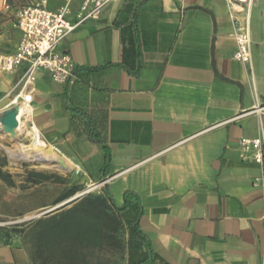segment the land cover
I'll list each match as a JSON object with an SVG mask.
<instances>
[{"label":"crops","instance_id":"crops-1","mask_svg":"<svg viewBox=\"0 0 264 264\" xmlns=\"http://www.w3.org/2000/svg\"><path fill=\"white\" fill-rule=\"evenodd\" d=\"M38 1L0 0V54L16 49L19 9ZM61 3L47 0L46 8ZM81 3L71 0L70 23ZM245 10L226 0H111L57 44L75 80L60 84L36 68L16 136L30 137L34 127L36 139L72 166L70 182L100 191L60 206V176L39 171L49 177L32 183L0 164L8 174L0 178V219L43 210L38 224L97 212L101 243L68 240L64 247L80 257L58 255L45 234L54 222L35 224V238L0 233V264L144 263L138 209L150 264H264V174L251 151L240 156L241 139L264 135V0H251L248 10L250 63L232 58L233 25ZM24 69L0 70V115L12 107ZM36 187L42 196L31 195ZM104 191L118 206L128 193L130 206L77 207ZM108 215L117 217L115 231Z\"/></svg>","mask_w":264,"mask_h":264},{"label":"built area","instance_id":"built-area-1","mask_svg":"<svg viewBox=\"0 0 264 264\" xmlns=\"http://www.w3.org/2000/svg\"><path fill=\"white\" fill-rule=\"evenodd\" d=\"M111 0H82L80 12L74 23H70L66 16L70 12L71 0H62L56 10L46 8L47 0H39L37 3L21 7L17 13L15 26L20 31V38L16 49L10 54H0V70L11 71L15 67L25 64V69L17 82L21 103L30 102L34 92V71L41 68L48 72L50 78L57 83H73L75 76L71 68V57L67 53L55 52L57 44L68 35L77 25L87 19L98 17L101 8ZM231 6L234 2L246 5L245 14L241 20H235L233 25V37L236 48L232 58L243 62H251V38L249 32L248 10L251 0H226ZM16 95L10 101L18 104ZM241 158L251 151L253 160L261 167L264 174V135L240 140ZM260 180L259 178L255 179ZM85 193V192H83ZM82 194V193H81Z\"/></svg>","mask_w":264,"mask_h":264},{"label":"rangeland","instance_id":"rangeland-1","mask_svg":"<svg viewBox=\"0 0 264 264\" xmlns=\"http://www.w3.org/2000/svg\"><path fill=\"white\" fill-rule=\"evenodd\" d=\"M0 134H1L0 135V161H1L0 164H2L3 166L4 165L7 166V169H10L14 172L20 171V173H21V171L26 173L28 170L47 171V172L55 173L56 175L60 176V178H61L60 190L62 193H64L67 189H69L73 186L79 187L78 191H76L71 196L63 199L62 201H60V203H63L65 201H67L68 199H70L74 196H77V195H79L78 197H80L81 195H84V193H82V192L86 193V191H88L89 189L92 190L94 188L93 185H87L85 183H79V182H75V181L70 182V180H69V178L71 176L70 170L57 169V168L52 167L54 165H57L56 162L52 163V164H45V163L36 162V161H30V162L21 161L20 159H18V156L21 154L17 150L18 144H21L27 148L28 147L34 148V150H35V147H33L35 140H36V136L34 133H32V135H30V137L32 139H30L29 136H16L15 138H12L9 136V134L4 133L1 129H0ZM4 134H6L7 136ZM7 150H9V152ZM55 153L57 155H59L56 151H55ZM44 165H46V166H44ZM71 168H72V166H71ZM40 189H41L40 187L34 188L31 195L34 197L42 196L44 192H41ZM93 190H94V192L100 191L97 188L96 189L94 188ZM45 196H47V195H45ZM78 197L74 198L73 200L77 199ZM73 200H71L65 204H68V203L72 202ZM65 204L60 205V206H64ZM42 211L43 210L32 211L30 214L24 215V216L21 215V216H17V217L1 218L0 219V233L3 232L6 234L11 233V234L22 235V232H25L24 233L25 237H29V238L34 237L35 232H33V231L36 229L34 226L35 225L34 222L36 221V218L39 215V213ZM72 212L58 214L52 220H50V221L49 220H44V221L42 220L41 222H39L36 225H38L37 226L38 229L42 228L48 224H52L51 226L55 225L52 228V230L54 229L53 231H55V232L50 231L49 234H48V232L45 234H46L47 238H49V236H50V239L54 238L51 240V242H52V247H54L53 251L56 252V254H58V255H60V254L61 255L71 254L75 257H80V254L76 253V251H74L75 250L74 248L70 249L67 246L64 247V243L68 240H72L73 242L69 241V242H71L70 244L75 245V242L77 241L76 240V238H77V234H76L77 232L76 231H79V229H80V225L78 222V217H80V216L69 215V214H72ZM28 217H33V218H31L33 220L27 222V220L25 218H28ZM56 219L58 222H56ZM53 222H54V225H53ZM68 232H71V233H68ZM55 237H56L57 242L55 241ZM110 250H112V249H110ZM113 251H114V249H113Z\"/></svg>","mask_w":264,"mask_h":264},{"label":"trees","instance_id":"trees-1","mask_svg":"<svg viewBox=\"0 0 264 264\" xmlns=\"http://www.w3.org/2000/svg\"><path fill=\"white\" fill-rule=\"evenodd\" d=\"M27 176L30 177L32 183H38L42 179H47L49 177L48 174H45L43 172L35 171V170H28ZM8 176L7 173H3L0 169V178L5 179ZM79 190V187L73 186L69 189H67L62 195L60 200H63L64 198H67L74 194L76 191ZM104 194L106 197L102 198L101 196H95L93 198L91 197H84L82 198V204H80L77 207H86V208H100L102 206L104 207H110L114 208L117 211L125 210L130 206V200L128 198V193H124V202L122 205L118 206L115 200L107 193V191H104ZM81 202V201H79ZM103 204V205H102ZM75 207V206H74ZM139 209L137 210V215L134 219V232L136 236L144 243L147 249V258L144 261V263L140 264H150L152 263L154 257V253L152 252V249L150 247L149 242L147 239L139 232V229L137 227V218L139 216ZM97 213V212H96ZM96 213L92 214L91 217L89 215L81 214L80 217H78V222L80 226L79 231H76L77 238L76 240H84L87 239V242L92 243L93 245H99L101 243V222H100V216H98ZM108 222L111 224V229L116 230V225L118 223L117 217H114L112 215L107 216ZM37 221L34 222L36 224ZM87 224V228H83V224ZM89 223V224H88ZM71 229V228H70ZM77 230V229H76ZM75 231V230H74ZM71 233V232H68ZM93 240V241H92Z\"/></svg>","mask_w":264,"mask_h":264},{"label":"bare ground","instance_id":"bare-ground-1","mask_svg":"<svg viewBox=\"0 0 264 264\" xmlns=\"http://www.w3.org/2000/svg\"><path fill=\"white\" fill-rule=\"evenodd\" d=\"M240 1H246V0H240ZM24 109H25L24 108V104L21 103V108H20V111H19V114H18V119H19V122L18 123L19 124L21 123L20 116L23 113ZM28 113H29V109H28ZM17 131H20V130L18 128H15L14 129L15 136L18 133ZM21 132L19 134H21ZM28 133L30 135H32V133L36 134V129L34 127H32ZM12 138H14V137H12ZM33 147H35V150H34V148H30V147L27 148V147H25V146H23L21 144H18L17 145V150L21 153L18 156V159H20L21 161H28V162H30V161H36V162H41V163H45V164H52V163H55L56 162L57 165H54L52 167L57 168V169H63L58 164V162H59L58 160L60 158H62V159H64V158L61 157V156H59V155H57L55 153V151L49 145H47L44 141H42L40 138H37L35 140V143H34V146ZM7 151L9 152V150H7ZM64 163H65V166H66V169L65 170H70L71 169V165L67 161H65V159H64ZM44 166H46V165H44ZM88 191H86V192H88Z\"/></svg>","mask_w":264,"mask_h":264},{"label":"water","instance_id":"water-1","mask_svg":"<svg viewBox=\"0 0 264 264\" xmlns=\"http://www.w3.org/2000/svg\"><path fill=\"white\" fill-rule=\"evenodd\" d=\"M17 110H18V107L16 105H14V106L9 107V108L5 109L4 111H2V113L0 115V126H1L0 129L4 133H7L11 137H14V138L16 137L15 133H14V129L17 128V126H18V120L16 118ZM58 161H59L58 164L65 170L66 166L64 163V159L60 158ZM78 196L79 195L74 196V197L68 199L67 201L61 203L60 205H63V204L73 200L74 198H76ZM30 218H33V217H30Z\"/></svg>","mask_w":264,"mask_h":264}]
</instances>
